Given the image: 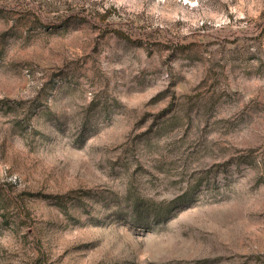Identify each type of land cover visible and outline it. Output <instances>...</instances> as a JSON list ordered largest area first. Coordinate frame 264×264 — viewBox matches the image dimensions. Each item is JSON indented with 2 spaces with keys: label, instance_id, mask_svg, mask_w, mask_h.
Wrapping results in <instances>:
<instances>
[{
  "label": "rangeland",
  "instance_id": "374dc122",
  "mask_svg": "<svg viewBox=\"0 0 264 264\" xmlns=\"http://www.w3.org/2000/svg\"><path fill=\"white\" fill-rule=\"evenodd\" d=\"M0 264H264V0H0Z\"/></svg>",
  "mask_w": 264,
  "mask_h": 264
}]
</instances>
